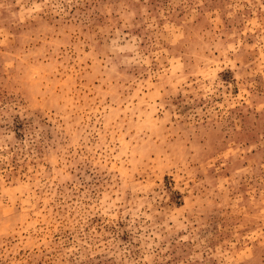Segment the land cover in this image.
<instances>
[{
    "label": "rangeland",
    "instance_id": "374dc122",
    "mask_svg": "<svg viewBox=\"0 0 264 264\" xmlns=\"http://www.w3.org/2000/svg\"><path fill=\"white\" fill-rule=\"evenodd\" d=\"M0 264H264V0H0Z\"/></svg>",
    "mask_w": 264,
    "mask_h": 264
}]
</instances>
